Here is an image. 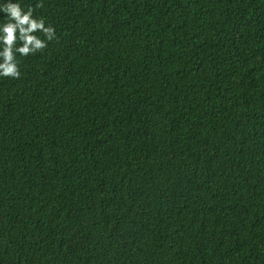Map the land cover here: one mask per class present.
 <instances>
[{"label": "trees", "instance_id": "1", "mask_svg": "<svg viewBox=\"0 0 264 264\" xmlns=\"http://www.w3.org/2000/svg\"><path fill=\"white\" fill-rule=\"evenodd\" d=\"M19 2L0 264H264V0Z\"/></svg>", "mask_w": 264, "mask_h": 264}, {"label": "clouds", "instance_id": "2", "mask_svg": "<svg viewBox=\"0 0 264 264\" xmlns=\"http://www.w3.org/2000/svg\"><path fill=\"white\" fill-rule=\"evenodd\" d=\"M36 7H43V0ZM0 12L7 17L0 24V77L20 79L17 56L27 57L44 50L48 46L47 42L55 38V30L46 25L43 18L34 17L32 7L25 10L19 0L0 4ZM36 33H41L43 38Z\"/></svg>", "mask_w": 264, "mask_h": 264}]
</instances>
